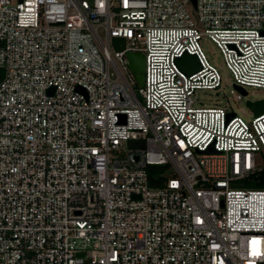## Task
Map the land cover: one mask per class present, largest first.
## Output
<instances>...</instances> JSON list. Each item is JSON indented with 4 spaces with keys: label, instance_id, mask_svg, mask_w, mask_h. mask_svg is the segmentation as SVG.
<instances>
[{
    "label": "built area",
    "instance_id": "1",
    "mask_svg": "<svg viewBox=\"0 0 264 264\" xmlns=\"http://www.w3.org/2000/svg\"><path fill=\"white\" fill-rule=\"evenodd\" d=\"M202 39L264 100V0H0V264H264V108L198 98Z\"/></svg>",
    "mask_w": 264,
    "mask_h": 264
},
{
    "label": "rangeland",
    "instance_id": "2",
    "mask_svg": "<svg viewBox=\"0 0 264 264\" xmlns=\"http://www.w3.org/2000/svg\"><path fill=\"white\" fill-rule=\"evenodd\" d=\"M201 44L203 46V49L205 50L208 57L211 59V61L219 68L221 72V78H222V90L215 91V90H197V96L198 98L202 99L205 102H208V104H215L218 103L220 98H222L223 92L228 94L230 96V107L233 108L235 111H237L239 114H242L244 117H251L253 115V109L251 106H248L245 104V98L242 101L236 100L232 97L231 93H229L230 88V74L228 69L222 64L218 49L216 48L215 44L209 40L202 39ZM248 94L246 97L249 98H261L264 97V87H258V86H248L247 88ZM264 155L261 154V157H259V160H263ZM246 182V181H245ZM245 182H237L235 184L242 185V186H248L245 185Z\"/></svg>",
    "mask_w": 264,
    "mask_h": 264
},
{
    "label": "water",
    "instance_id": "3",
    "mask_svg": "<svg viewBox=\"0 0 264 264\" xmlns=\"http://www.w3.org/2000/svg\"><path fill=\"white\" fill-rule=\"evenodd\" d=\"M113 41L118 48H123L124 40L120 37H114ZM128 56V66L134 77L136 82L141 85L144 81V56L141 52L138 51H129L127 52ZM180 67H185V62L189 61L190 65L193 69H197L199 67V63L193 54H183L176 58ZM251 106L258 110L264 108V100L251 102Z\"/></svg>",
    "mask_w": 264,
    "mask_h": 264
},
{
    "label": "trees",
    "instance_id": "4",
    "mask_svg": "<svg viewBox=\"0 0 264 264\" xmlns=\"http://www.w3.org/2000/svg\"><path fill=\"white\" fill-rule=\"evenodd\" d=\"M245 185L252 186V187H264V176L262 175V179L254 181L249 180L244 183Z\"/></svg>",
    "mask_w": 264,
    "mask_h": 264
}]
</instances>
